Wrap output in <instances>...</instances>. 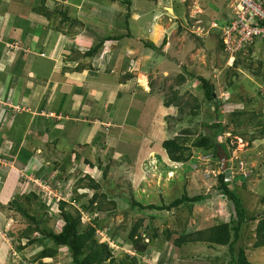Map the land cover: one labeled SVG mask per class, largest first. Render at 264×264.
<instances>
[{"label": "rangeland", "instance_id": "rangeland-1", "mask_svg": "<svg viewBox=\"0 0 264 264\" xmlns=\"http://www.w3.org/2000/svg\"><path fill=\"white\" fill-rule=\"evenodd\" d=\"M39 1L19 0L17 6L23 15L42 21L31 11L40 7ZM125 1L45 0L49 14L58 13L54 22L58 31L51 32L48 25L47 33L43 28L39 35L32 29L23 36V46L18 40L9 46L16 48L11 60L23 48V62L0 87V184L7 185L0 194V264H71L66 248H57L54 258L42 260L43 244L26 245L23 231L30 223L9 202L18 199L23 203L30 192L37 195L41 206L37 210L40 224L55 232L63 223L58 200L68 203L66 210L79 211L82 229L94 224L96 218L92 226L95 239L112 248L115 264L120 260L133 264L125 259L132 254L136 264H230L227 247L202 243L173 246L180 233L234 220L232 203L217 189L221 161L212 150L191 148L188 162L174 164L161 148L164 140L184 128L192 132L190 143L215 131L206 125L219 123L210 118L209 102L203 101L194 116L182 115L181 121L173 106H164V96L171 88L190 104L192 98L203 100L200 83L189 75L212 83L215 101L221 105L223 133L217 141L228 168L233 173L243 171L245 180L228 177L232 182L229 188L248 217L262 211L264 189L257 175L264 170V143L260 141L264 133V45L245 49L230 67L219 46V30L211 28L213 23L219 26L228 14L224 0H130V9ZM59 13L75 17L72 20L76 22L60 21ZM126 14H130L131 38L107 40L92 58L82 56L101 39L124 35ZM57 37L65 41L58 52ZM32 43L35 46L26 51ZM80 65L83 68L75 72ZM178 75L185 77L183 84L177 83ZM141 85H148L147 92ZM117 89L123 92L118 97ZM126 93L134 100L126 98ZM240 112L244 116L237 126L229 120L238 121L232 114ZM131 124L139 126L140 132L128 130L133 128ZM252 138L258 143L251 144ZM142 150L150 154L139 162ZM91 181L98 186L96 190L89 188ZM246 185L259 188L260 193L253 199L255 192H248ZM94 193L107 197L101 199L103 208L98 213L95 204L92 209L88 206ZM184 193L204 199L168 212L132 209L128 203L134 198L143 205H169ZM26 206L36 209L35 201ZM138 220L143 223L139 229L145 238L142 241L149 245L142 254L131 250L127 242ZM255 225H242L239 245L252 264H264V258L256 254L264 248L252 247ZM153 234L157 238L151 242Z\"/></svg>", "mask_w": 264, "mask_h": 264}, {"label": "trees", "instance_id": "trees-1", "mask_svg": "<svg viewBox=\"0 0 264 264\" xmlns=\"http://www.w3.org/2000/svg\"><path fill=\"white\" fill-rule=\"evenodd\" d=\"M40 7H33L32 13L40 15L47 19L49 22V28H53L54 31H58L56 26H54V22L56 21V14H49V10L44 5L45 0L39 1ZM126 4V8L130 9L131 1L126 0L124 2ZM61 15L60 21H70L76 22L72 18L68 17L66 13H59ZM53 16V17H52ZM130 18V14H126L124 18V23L126 25V33L117 37H107L100 40V42L94 46H92L88 51L82 54L83 57L92 58L98 51V49L104 44V42L108 41H119L123 38H131L130 29L128 27V19ZM57 23V22H56ZM58 25V24H56ZM220 35V33H219ZM25 36V35H23ZM25 38V37H24ZM164 45V41L161 43ZM145 46L154 50H157L155 46L151 43H145ZM219 46L221 51H223V45L221 39H219ZM250 49V47L248 48ZM237 64V61L234 62L233 66ZM82 65L74 68L75 72H80ZM92 69V67H90ZM191 78L196 79L200 83V87L203 90V100L199 101L196 98H192V103L190 104L188 101L183 100V96L178 95V92L170 89L169 94L164 96V106L170 107L173 106L177 110L178 121L182 120V115L194 116L197 114V110L201 108L203 105V101L209 102L212 104L211 109L208 110L210 114V118L217 119L219 123L216 124H208L206 128L208 130L214 129L215 131L212 134L202 135L197 139H194L188 143L189 138L192 136V132L189 128H184L178 132V134L171 138L164 140L161 143V148L166 154L169 161L174 164H182L186 163L191 158V148L201 149V150H212L216 157L220 156L223 153L219 143H218V134L223 133V126L220 123V109L221 105L219 102L215 101L214 95V87L212 83L207 81L202 77H197L193 75H189ZM177 83L183 84L185 82V77L183 75H178ZM150 87L152 85L150 84ZM188 107V111L185 112V109ZM261 114V113H260ZM260 114L258 116H260ZM233 117H236V120H229L233 124L238 123L244 113H235L232 114ZM264 138V133L262 134L261 139ZM256 141L255 138H252L251 144ZM218 182V190L232 203L234 208V220L230 218L229 222H224L221 224H217L207 229L202 230H193L188 233L178 234L176 238L173 240V246L175 248H181L182 246H187L193 243H202L207 244L212 247H227V251L230 257V264H252L246 254L244 249L239 245L240 237H241V228L242 225L246 222H256L254 229V249L264 248V209L260 213L259 217L250 216L248 217L245 213V210L241 204V200L236 196L234 192L229 188L232 185V182L226 180V175L221 173L217 176ZM90 189H97L98 186L92 181L89 184ZM107 198L106 195L101 194L100 196L97 193H94L92 197L88 200V206L92 209V206L95 204V212L102 211V200ZM133 198V197H132ZM204 199L202 195L189 197L185 193L179 198L175 199L169 205H165L161 203L160 206L157 205H143L140 202H137L131 199L128 203L129 206L133 208H138L140 210H149V211H170L173 208H177L182 206L185 203H195L200 202ZM37 195L33 192L28 193L24 197V201L15 199L12 202H9V206L13 208L17 213H19L22 217L29 221L28 228L23 231V237L27 240L26 245H32L35 243L43 244V249L39 254V258L51 259L57 255V248H66L70 257L71 264H115V257L111 251V247L107 243H100L95 239L96 230L94 229L96 218L92 219L94 224H91L88 228L82 229L81 227V218L79 215V211L76 209L73 213L72 211H68L65 209L68 206V203L65 201H56L57 209L59 212V216L61 221L63 222L59 231L55 232L52 229H49L40 224V220H38L37 210L41 208L40 203L37 201ZM101 200V201H100ZM31 201H35L36 209L35 211H31L30 207L26 206V203H30ZM78 200L73 199L72 202H77ZM261 205L264 207V195L260 199ZM67 204V205H66ZM112 205L113 202H112ZM29 206V205H28ZM85 211L88 212V208L82 206ZM143 223L141 220H138L135 225L130 229L127 242L135 253L140 254L141 252H145L148 246L147 243L142 240L141 234L139 233L140 227H142ZM33 234H36V237H32ZM175 234V233H174ZM146 236V235H145ZM157 236L153 234V236L149 239L151 242L156 239ZM167 238V237H166ZM148 239V238H147ZM143 242V243H142ZM21 248V247H19ZM142 254V253H141ZM125 259H128L131 263L136 264V259L134 255H125ZM216 259H220L216 257ZM119 264H127L122 260L119 261Z\"/></svg>", "mask_w": 264, "mask_h": 264}, {"label": "crops", "instance_id": "crops-1", "mask_svg": "<svg viewBox=\"0 0 264 264\" xmlns=\"http://www.w3.org/2000/svg\"><path fill=\"white\" fill-rule=\"evenodd\" d=\"M18 1L19 0H0V60H1V63H0V87H2L1 83L4 82V80L7 78V75L11 74L12 71L15 69V66L17 67V66L21 65V61L23 62V59H22L23 57L21 58L22 54H20V51L23 52V48L20 51H17L16 54H15V56H16L15 59L11 60L10 59V58H12L11 55H12V53L15 52L14 49H16V48H9V46L12 47V45H15L16 40H18L23 46V35L26 36V34H31V30L32 29L34 31L33 33H39V35L44 29L46 31L45 33H47V31H48V29L46 28L48 26V23H49L47 21V19H45L44 17H42L40 15H37L35 13H34V15H36L38 18L40 17V19H42V21L34 19V16L23 15L22 12H21L20 5L17 6L18 5ZM21 1L22 2H27V0H21ZM52 31H54V30H51V32ZM54 32H57V31H54ZM59 37H57V40L55 41V46L57 45V47H58L57 48V52H58L59 48L61 47V45H63L64 42H65L64 40L61 41L59 39ZM70 39L72 40L73 43H75L76 39H74V35H71ZM20 43H18V44H20ZM76 44L81 45L79 47L86 48V45H84L82 43H76ZM32 46L33 47L35 46L34 43H32L30 46H28L26 51L32 50L31 49ZM17 57H19V58H17ZM12 61H13L14 64L10 65L12 63ZM88 69H90V68H88ZM147 86L148 85H146V88L142 86L146 90V91L144 90L145 92H147V89H148ZM120 93H123V92H121L119 89H117V91H116V95L117 96L116 97H118V95ZM126 98H133V100H134V97H132V94H130V93H126ZM167 108H169V107H167ZM129 113H130V110L125 111L124 115L126 116ZM137 124H139V121H138ZM132 127H133L132 129H128V130H131L132 132L134 130L136 132H140L139 131L140 130L139 126L137 127L139 130L136 128V126L134 127V125H132ZM127 139L131 140V137L127 136ZM260 141H262L264 143V138H262ZM257 143L258 142L255 141V144H257ZM259 144H261V143H259ZM162 151H161V153H162ZM149 154L150 153L147 152L146 150H142L141 153L139 154L140 157L138 158V160L141 159L142 162H143L144 159L146 160V157ZM262 154H264V150L262 151ZM139 162H140V160H139ZM136 163H137V160H136ZM137 165H136L137 166L136 169L138 171L139 168H140V164L138 163ZM259 171H260V174L258 173L257 178L260 176L261 183H263V185H262L263 187L262 188L264 189V170L262 169V170H259ZM237 173H239V171H237ZM246 174H248V173H246ZM248 178H246V179H248ZM249 181H250V179H249ZM249 184H250V182H249ZM6 186L7 185L0 184V187H1L0 188L1 189L0 194L3 192V190H5ZM245 189L248 190V192H255L254 194H251V197L253 199L255 197V194H257V193L259 194L260 193V189L259 188L257 189L256 187L255 188L253 187V189H251L250 187H248L246 185ZM256 190H258V191L256 192ZM11 192H14V191H11ZM248 194H250V193H248ZM263 209H264V207L262 208V211H263ZM154 212H168V211H154ZM259 215L260 214L256 215L255 217L258 218ZM254 222L256 223L257 221H254ZM214 248H226V247H214ZM209 251L210 252H214V249H209ZM256 254L259 256L260 259L264 258V252L259 251Z\"/></svg>", "mask_w": 264, "mask_h": 264}, {"label": "built area", "instance_id": "built-area-1", "mask_svg": "<svg viewBox=\"0 0 264 264\" xmlns=\"http://www.w3.org/2000/svg\"><path fill=\"white\" fill-rule=\"evenodd\" d=\"M223 5L228 13L225 20L219 26L213 23L211 28L219 30L231 67L245 49L264 43V0H224Z\"/></svg>", "mask_w": 264, "mask_h": 264}, {"label": "clouds", "instance_id": "clouds-1", "mask_svg": "<svg viewBox=\"0 0 264 264\" xmlns=\"http://www.w3.org/2000/svg\"><path fill=\"white\" fill-rule=\"evenodd\" d=\"M223 6H224V5H223ZM260 44H263V45H264V43H260ZM87 51H88V49H87ZM232 66H233V65H232ZM232 66H231V67H232ZM52 118H53V117H52ZM218 157H219V156H218ZM226 162H227V161H226ZM177 164H179V163H177ZM220 165H221V164H220ZM219 168H220V167H219ZM227 169L229 170V172H228V176L224 173V174L226 175V180H227V181H228V179H227L228 177H230V179L233 180V176H237V180L240 181V182H244V181H245V180L243 179V178H244V175L242 174L243 171L240 172V170H239V173H237V172H236V173L231 172V169L228 168V163H227ZM221 173H222V172H221ZM221 173H220V174H221ZM231 176H232V178H231ZM230 182H231V181H230ZM147 205H149V204H147ZM152 205H154V204H152ZM147 211H149V210H147ZM66 253H67V252H66ZM67 254H68V253H67ZM132 255H133V254H132Z\"/></svg>", "mask_w": 264, "mask_h": 264}, {"label": "water", "instance_id": "water-1", "mask_svg": "<svg viewBox=\"0 0 264 264\" xmlns=\"http://www.w3.org/2000/svg\"><path fill=\"white\" fill-rule=\"evenodd\" d=\"M219 160L221 161L220 172L225 173L228 176L229 170L227 169L226 155L224 153H221V156H219Z\"/></svg>", "mask_w": 264, "mask_h": 264}]
</instances>
